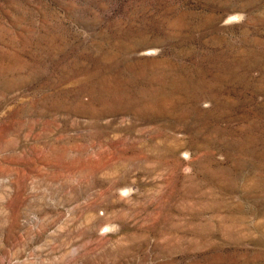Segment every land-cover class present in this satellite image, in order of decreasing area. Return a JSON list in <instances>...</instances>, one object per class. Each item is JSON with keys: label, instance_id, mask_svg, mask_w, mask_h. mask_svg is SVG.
I'll use <instances>...</instances> for the list:
<instances>
[{"label": "rangeland", "instance_id": "1", "mask_svg": "<svg viewBox=\"0 0 264 264\" xmlns=\"http://www.w3.org/2000/svg\"><path fill=\"white\" fill-rule=\"evenodd\" d=\"M0 264H264V0H0Z\"/></svg>", "mask_w": 264, "mask_h": 264}]
</instances>
